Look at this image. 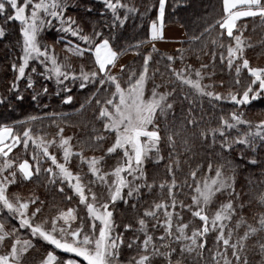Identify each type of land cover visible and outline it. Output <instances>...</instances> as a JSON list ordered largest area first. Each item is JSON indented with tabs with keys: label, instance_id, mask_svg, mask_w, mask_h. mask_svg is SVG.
<instances>
[{
	"label": "snow or ice",
	"instance_id": "snow-or-ice-1",
	"mask_svg": "<svg viewBox=\"0 0 264 264\" xmlns=\"http://www.w3.org/2000/svg\"><path fill=\"white\" fill-rule=\"evenodd\" d=\"M100 3L103 10L97 15L103 16L110 11L111 23H91L87 18L69 14L78 13L83 6L84 17H90L94 9L86 0H0V21H3L0 40L7 38L5 25L9 22L19 23L21 37L17 41L20 52L11 64L14 76L7 89L10 95H0V106H11L13 100L25 99L22 81L23 91L30 90L31 100L40 101L42 95L49 94L46 84L36 87L40 78L45 81L55 79L65 93L62 102L69 104L73 102V96L68 94L72 91L69 85L75 86L79 81V89L90 88V92L77 111L83 112L93 103L96 105L93 115L101 123L102 133L93 127L92 143L104 153L100 157L86 158L82 150L74 152L70 144L73 137H65V129L59 125L58 141L55 137L47 140L43 136H34L31 125L44 119L55 122L67 114L30 115L13 124H0V248L7 245L6 250L0 253V264H25L30 251L37 250L33 240L43 242V251L36 264H155L157 260H163L164 264H185V258L193 254L203 264H250L248 256L242 253L247 242L254 237H260L254 244L260 257L257 264H264V212L256 214L255 225L247 222L243 213L251 201L243 199L247 192L236 189L238 165L230 158L236 154L248 165L260 167L264 176V120L253 124L245 118L244 111L253 102L264 103V67L251 66L245 56L243 38L247 25L237 26L243 18H259L264 25V0H223L222 18L205 27L200 36L191 37L192 41L200 40L217 25L222 30L219 33L221 42L218 44L212 40L213 49L203 52L209 56L210 63L201 60L200 67L194 68L185 63L186 50L182 49H177L176 54L161 55L168 73L167 82L161 75V83L155 82L159 68L150 72V67L153 53L159 51L156 42L165 39L169 0H154L151 4L142 0L143 13L126 0H100ZM153 8L156 9V17L151 20L148 39L130 46L138 50L144 44H151V51L147 54L135 53L141 57V70L118 65L120 57L130 49L114 47L113 30L124 26L129 14L144 15ZM53 30L58 35L50 45L45 37ZM224 40L229 41L227 45ZM54 44H63L64 50L70 54L64 61L55 54ZM217 47L221 49L219 53L215 50ZM247 47L253 45L248 44ZM70 56L81 60L94 57L93 67L86 71L85 64L81 63L77 75ZM196 59L201 58L197 55ZM177 60L180 68L175 66ZM217 61L229 72L234 69L236 74L233 86L237 91L230 90L227 96L215 91V83H203L216 75ZM117 67L119 72L114 74ZM29 68L30 73L26 72ZM242 70H247V84H242L240 79ZM223 86L221 80L219 87ZM184 88L187 92L181 94ZM55 94L59 96L61 92ZM205 99L213 107L223 102L230 103L233 110L225 116L221 108L216 126L200 131L201 144L207 151L193 167V148L185 139L183 155L187 158L182 159L176 148V136L180 133L173 130V125L178 119L179 106L182 128H199L202 120L193 115L192 106L203 107ZM185 103L188 105L186 114L183 111ZM37 106L41 105L38 103ZM42 107L47 108L48 105ZM18 125L23 127L22 132L16 131ZM30 141L34 149L39 150L32 155L35 166L28 159L17 164L9 154L20 144L27 150ZM53 146L62 150L63 162L49 151ZM41 156L46 161L50 160L51 165L42 168ZM73 156L78 157L81 164H87L91 177L95 179L90 178L85 183L79 172L71 170L69 165ZM106 158L117 159L114 167L109 166V171L102 167L107 163ZM149 163L156 167L163 163L170 179L159 184L154 179L150 180ZM182 164H187L190 171L183 182L178 183L176 173L183 170ZM42 172L48 177L49 184L59 185L57 191L65 200L77 199L78 206L83 205L86 213L80 215L78 208L68 207L57 209L51 217L39 219L45 201L38 196L24 200L18 193L10 192L12 186L32 181ZM92 185H98L102 191L97 193ZM249 187L256 202L264 208V179L257 184L249 180ZM185 188L189 189L190 203L180 200L178 205V196ZM257 188L259 191L255 190ZM156 189L161 196L166 191L168 199L154 200L142 214H137L135 223L138 227L131 222L123 225L116 222L114 212L119 204L136 212L145 196H151ZM221 196L226 197V201H221ZM214 205L218 206L210 216L208 212ZM185 210L191 214L192 219L188 222H184ZM197 219L199 225L192 226ZM242 227L245 230L241 235ZM22 229L31 239L20 238ZM127 233L132 235L126 240ZM127 252L135 254L127 255ZM205 253H208L207 259Z\"/></svg>",
	"mask_w": 264,
	"mask_h": 264
},
{
	"label": "trees",
	"instance_id": "trees-1",
	"mask_svg": "<svg viewBox=\"0 0 264 264\" xmlns=\"http://www.w3.org/2000/svg\"><path fill=\"white\" fill-rule=\"evenodd\" d=\"M88 6L93 7L94 12L90 17H84V8L81 6L79 12H70V15L77 16L79 15L81 18H87L91 23L95 21H99L101 25H106L111 23L112 15L110 11L103 16L97 15L98 11L103 10V6L100 3V0H86ZM129 4H135L137 7L141 9V13H143V4L142 0H126ZM149 4L153 3L154 0H147ZM120 14L123 15V10L120 11ZM223 16V2L222 0H169V7L167 9L166 22L165 26L169 25H178L183 30V37L181 41H185L183 44H179L176 49L173 50H162L157 48L158 53H153L154 60L151 63L150 70H154L159 68L160 73L157 75L156 80L158 83H161V75L164 77L167 74L165 69V62L161 59V55H171L176 54L177 49L186 50L185 51V63L193 65L194 68L200 67L201 60L204 63H210L209 56L203 54L204 51H211L213 49V45L211 43L212 40H216L219 44L220 40V30L218 25L215 29H213L209 33H205L200 40L192 41L191 37L200 36V33L203 32L204 28L209 24H214L217 20L221 19ZM156 17V9L153 8L149 12L144 15L132 13L129 14V18L127 19L124 26L115 28L113 30L112 35L115 39L112 40V44L116 49H130L128 52H133V56H131L128 61H126L125 65H127L132 70H141L142 60L141 57L136 55V51H140L143 54H147L151 51V44H144L140 49L130 48V46H134L142 40L148 39L150 23L152 19ZM0 24H3V21H0ZM247 25V30L244 31L243 38L245 42V56L249 59L250 64L254 66L255 64L261 65L264 67V25H261L259 18H243L241 21L237 22V26ZM255 29V30H253ZM5 30L7 32V38L0 40V95H10L7 92V89L10 85V82L13 79L14 73L11 70V64L16 56L19 54V46L17 41L21 39L19 33V25L17 23L9 22L5 25ZM105 33H108L107 27L104 28ZM235 32V30H234ZM58 35L56 31L48 32L45 39L47 42L54 43V38ZM225 45L229 42L228 40L223 41ZM248 44L253 45V47H247ZM58 46H62L63 44H57ZM206 46V47H205ZM218 53L221 51L218 47L215 49ZM127 52V53H128ZM168 52V53H166ZM226 55V49L224 50ZM63 57L69 55L64 52L60 53ZM200 56V60L196 59V56ZM123 56V55H122ZM60 57V56H59ZM94 57L88 60H81L78 57L70 56V62L72 67L76 70V74H79V67L81 63L85 64V70H91L93 67ZM155 61H159L156 63ZM177 64L181 67L179 60H177ZM176 66V65H175ZM216 75L212 80L205 79L203 83H215V91L223 93L227 96L228 92L231 90L233 92L237 91L236 87L233 86V81L236 78V74L234 69L229 72L226 67H222L219 62L214 68ZM30 73V70L28 71ZM240 79L242 84L248 83V74L247 70H242ZM224 82L223 87H219L220 81ZM43 83L46 84L49 88V94L41 97L40 101L33 102L30 96L29 91H23L24 82H21L22 94L25 96L23 101H15L13 100L11 106H0V124H13L15 121L25 120L30 115H41L43 116L45 113H63L67 114L64 119L57 118L55 122L49 119H44L42 122H37L34 125H31L33 128L34 136H43L45 139L50 140L53 137L59 140L56 136L58 132V127H64V136L65 137H73L70 141L74 152L83 151V155L85 157H90L93 155H103L102 151L96 148V145L92 143V138L94 137V133L92 132V128L95 127L97 130L102 133V125L99 121L94 118V111L96 109V105L93 103L92 107H86L83 112L77 111L81 103L84 102L85 98L88 96L90 92V88L79 89L77 84L75 86L69 85L72 87L71 93H68L73 96V102L69 104H65L62 102V96L65 95L61 91V86L55 82V79L45 81L43 78H40L37 81L36 87L39 88V85ZM65 83H68L67 81ZM123 83V81H122ZM56 92H61V95H56ZM183 92H187V88L182 90ZM41 106L38 107L37 104ZM47 104L48 107L44 108L42 105ZM193 115L198 119L202 120L201 126L199 128H192L191 126L186 129L182 128L180 123V108L177 107V121L173 125L174 131H179V135L176 136V148L177 152L182 154V159H186L187 157L183 155L184 144L183 141L185 139L188 140L189 145L193 148V152L195 153V159L191 161L193 167L195 164L200 161L206 155V149L202 146L201 140L199 138V133L202 129H206L209 126H216L218 123V117L221 114V108L224 110V115L227 116L232 110V105L227 102H223L213 107L208 103L207 99L203 102V107L198 105H193ZM188 109L187 103L183 106V111L186 114ZM245 118L250 120L253 124L258 123L261 120H264V103L261 101L253 102V104L244 109ZM243 129V126H242ZM23 127L17 126L16 131L22 132ZM195 134V135H194ZM107 144L105 145V148ZM57 151V156L61 159L60 152L58 151L56 146L52 147ZM34 151H39L34 149L31 141L29 142V147L27 150L24 149L23 144L18 145L17 148L13 149V152L10 153V157L16 161L18 164L22 162L24 159H28L30 163L32 161V155ZM246 151V150H245ZM165 156H167V149L164 150ZM76 157V156H74ZM233 159L234 164L238 165V171L236 175V189L237 191H241L243 189L244 192H247L248 195L243 196L245 201H251L250 205L245 208L244 216L247 218V222L249 224H256V214L260 212H264V208H262L254 199L253 191L249 187V180L252 181L253 184H257L259 180L264 179V176L261 175V168L258 166L248 165L246 160H240L236 157V154H232L230 157ZM113 159V158H112ZM115 159V158H114ZM113 159V160H114ZM107 164L103 165L105 170H110V167H114L116 165L113 164V161L106 158ZM110 161V162H108ZM115 162V161H114ZM51 165L49 160L41 159L42 168H46ZM73 168V172H79L82 174L84 172V164L78 162L77 165H71ZM182 171L176 173V179L178 183L183 182L185 176L189 173L190 169L187 164H182ZM147 171L149 174L150 180L154 179L157 184L163 182L165 180L170 179L165 171V167L163 163L156 167L153 164L149 163L147 165ZM6 174V173H5ZM89 178V173L86 174ZM19 178V177H18ZM191 183V180H189ZM59 185H51L48 183V177L41 173L39 177H33L32 181H24L22 183H18L15 186L10 188V192L18 193L24 200H28L32 196H38L40 200L45 201L43 205V213L39 216V218L43 219L45 217H50L56 214L57 209L67 208L70 204L67 200H65L63 194L57 191ZM259 191V189H255ZM66 191H68L66 189ZM71 194V193H69ZM161 199L167 200V193L161 196L159 194V189H156L151 196H145L144 200L141 201V207H138L136 212H133L129 206L124 204H119V208L122 210L123 215L127 217L129 222L135 223V217L137 214H142V211L145 207L151 205V203L155 200L160 202ZM183 200L185 204L190 203L189 189L185 188L183 190V194L178 196V205L179 201ZM73 202H77V199H73ZM218 205H214L211 209L215 210V207ZM31 207V206H30ZM178 208V207H177ZM177 210V209H176ZM235 221H233L234 223ZM133 225L138 227V225ZM9 228L11 225H7ZM149 229L151 230V222L149 223ZM245 229L242 227L240 229V234H243ZM20 238L21 239H31L28 232L25 230H20ZM264 235V234H262ZM260 237H254L247 242V246L245 252L242 255L246 254L250 261V264H257L260 257L256 254L258 249L254 247L255 241ZM235 239V236L233 237ZM37 245V250L30 251V253L25 257L28 261H25V264H36V262L40 259L36 257H40L43 251L41 245L43 242H38L36 240L32 241ZM5 248H0V253H3L6 250ZM50 247V246H49ZM208 253H205V259H207ZM35 262H32L34 261ZM188 264H203L202 261L189 262Z\"/></svg>",
	"mask_w": 264,
	"mask_h": 264
},
{
	"label": "rangeland",
	"instance_id": "rangeland-1",
	"mask_svg": "<svg viewBox=\"0 0 264 264\" xmlns=\"http://www.w3.org/2000/svg\"><path fill=\"white\" fill-rule=\"evenodd\" d=\"M222 2H223V0H222ZM16 23L19 25L18 22H16ZM175 26L179 28V30H180V37H181V39H182V37H183V33H182V31H183V30H182L181 27H179L178 25H175ZM179 30H178V32H179ZM149 32H150V29H149ZM162 41H163V40H162ZM180 41H181V40H180ZM46 42H47V41H46ZM160 42H161V41H157V42H156V47L159 48V49H162V50H166V49L164 48V46L168 47L167 50H173V49H176L178 46H180V45H179L180 43H179L178 41H174L173 43H168V42H166V44L161 43V45H160ZM47 43L49 44V42H47ZM50 43H51L50 45L53 44V42H51V41H50ZM54 47H55V54L57 55L58 59H59L60 61H64V60H63V57L61 56L60 53H61V52H64V53H66V54H69V53H67V52L64 50V46H63V45H62V46H58L57 44H54ZM19 52H20V49H19ZM166 53H168V52H166ZM69 55H70V54H69ZM133 55H134L133 52H128V53L124 54L123 56L120 57V59H119V61H118V65H120V64L125 65L126 61H128V59H129L131 56H133ZM59 56H60V57H59ZM33 63H34V62H33ZM251 66H252V65H251ZM255 66H259V65L255 64L254 67H255ZM176 67H177V68H180V66H179L177 63H176ZM260 67H261V65H260ZM29 70H30V68L27 69L26 72H28ZM113 71H114V74L118 73V72H119V67H117V68L114 69ZM151 71H152V70H150V72H151ZM77 75H79V74H77ZM167 79H168V73H167L166 76H165V82H167ZM155 82L158 83V80H156ZM57 149H58V148H57ZM49 151H50L51 153L57 155V151L54 150L52 147L49 148ZM58 151L60 152L61 159H59L58 156H57V159H58L60 162H63V160H62V156H63L62 150H58ZM98 152H99V150H98ZM96 156H97V157H100L101 155L99 154V155H96ZM84 157H85V156H84ZM90 157H92V156H90ZM90 157H86V158H90ZM41 159H45V158H44L43 156H41ZM113 159H114V158H113ZM113 159H110V161H113V164L117 163V159H116V158H115L114 160H113ZM49 161H50V160H49ZM110 161H108V162H110ZM114 161H115V162H114ZM50 162H51V161H50ZM78 162H80L79 158L73 156V158H72V162H71V164L69 165L72 171H73V168L71 167V165H77ZM106 164H107V163H106ZM102 167H103V166H102ZM84 169H85V170H84V172L81 174V176L83 177V180H84L85 183H87L88 180H89L90 178H91V179H95L94 177H91V174H90V172L88 171L87 164H84ZM103 170H104V171H108V170H105L104 168H103ZM88 173H89L90 177H89V178H86V177H87L86 174H88ZM92 187H93V190L96 191L97 193H99V192L102 191V189H101L98 185H92ZM220 200H221V201H226V197L221 196V197H220ZM68 207L78 208V211H79L80 215H84V214L86 213V210L84 209V206H83V205H79V206H78V201H77V202H73V201H71ZM68 207H67V208H68ZM63 209H66V208H63ZM171 210H172V209L170 208L169 211H171ZM176 211H178V212L180 211L179 207L177 208ZM213 212H214V210L210 209L209 212H208V214L211 216V215L213 214ZM183 215H184V222H188V220L192 219V218H191V214L188 213L186 210H185V213H184ZM50 217H51V216H50ZM114 217H115V219H116V222H117L118 224H120V225H123V224H125V223H129L127 217H125V216L123 215V212H122V210L119 208V206H117V208H116V210H115V212H114ZM39 219H41V218H39ZM43 219H44V218H43ZM161 219H163V217H161ZM132 223H134V222H132ZM199 223H200V222L198 221V219H197V220H194L192 226H198ZM134 224L136 225V223H134ZM134 227H135V226H134ZM120 231H123V229L121 228ZM131 235H132V233H127V234H126V240H127V238H130ZM157 235H159V232H157ZM32 252H33V250H32ZM126 254H127V255H133V254H135V253H134V252H127ZM36 258L39 259L40 257H36ZM25 261H27V260L25 259ZM27 262H28V261H27ZM32 262H35V259H34V261H32ZM189 262H196V263H198V260L195 259V254H193V255L190 256V257H186V258H185V264H188ZM155 264H164V261H163V260H157V261L155 262Z\"/></svg>",
	"mask_w": 264,
	"mask_h": 264
},
{
	"label": "crops",
	"instance_id": "crops-1",
	"mask_svg": "<svg viewBox=\"0 0 264 264\" xmlns=\"http://www.w3.org/2000/svg\"><path fill=\"white\" fill-rule=\"evenodd\" d=\"M179 28L176 27L175 25H169V26H165V39L163 41L160 42L163 44H166V42L168 43H173L174 41H180L181 37H180V30L178 32ZM164 48L167 50L168 47L164 46Z\"/></svg>",
	"mask_w": 264,
	"mask_h": 264
}]
</instances>
